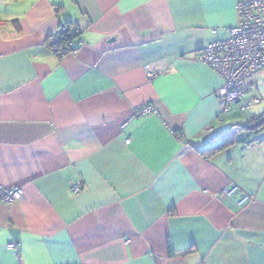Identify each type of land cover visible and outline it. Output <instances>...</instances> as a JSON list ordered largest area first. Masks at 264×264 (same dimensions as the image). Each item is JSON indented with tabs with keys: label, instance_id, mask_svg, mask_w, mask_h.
Instances as JSON below:
<instances>
[{
	"label": "crops",
	"instance_id": "1",
	"mask_svg": "<svg viewBox=\"0 0 264 264\" xmlns=\"http://www.w3.org/2000/svg\"><path fill=\"white\" fill-rule=\"evenodd\" d=\"M240 1L0 0V186L23 192L0 200V264H264V130L203 152L264 112V71L222 111L197 58Z\"/></svg>",
	"mask_w": 264,
	"mask_h": 264
},
{
	"label": "built area",
	"instance_id": "2",
	"mask_svg": "<svg viewBox=\"0 0 264 264\" xmlns=\"http://www.w3.org/2000/svg\"><path fill=\"white\" fill-rule=\"evenodd\" d=\"M236 9L238 21L236 25L228 29V37L207 44L197 53V58L211 66L222 78V84L216 90V99L222 111H226L231 105L237 103L248 90V80L258 71L264 70V0L240 1ZM64 28L63 24L57 34ZM73 48L72 41L64 46L66 52ZM143 70L147 78H151L163 72L165 67L146 63ZM259 101L260 99L254 98L255 103ZM153 110L150 104L141 105L134 108L133 116H142ZM128 141L129 139H126V143ZM80 189V182L71 185L73 192H78ZM236 190L237 186L232 184L223 187L221 193L226 197ZM22 197L21 188L7 189L0 186L1 201L11 203ZM251 198L244 195L237 204ZM8 247L13 248L14 243H8Z\"/></svg>",
	"mask_w": 264,
	"mask_h": 264
},
{
	"label": "trees",
	"instance_id": "3",
	"mask_svg": "<svg viewBox=\"0 0 264 264\" xmlns=\"http://www.w3.org/2000/svg\"><path fill=\"white\" fill-rule=\"evenodd\" d=\"M63 24L65 28L62 31H60L57 35H55L54 38L49 37L47 39V46L50 49L56 48L54 52L60 56L66 53V49L64 50V46L68 42L72 41L74 36L77 34V28L74 26L73 23H71V21H67ZM62 50L64 51L61 52ZM241 129H246V130L251 129L253 132L264 130V112L262 114L254 116L253 119L249 121V124L247 123L234 124L231 127H229L222 135L221 140L206 148L203 151L204 154L205 153L208 155L213 154L215 152L224 149L228 145L232 144L235 141L236 133Z\"/></svg>",
	"mask_w": 264,
	"mask_h": 264
},
{
	"label": "rangeland",
	"instance_id": "4",
	"mask_svg": "<svg viewBox=\"0 0 264 264\" xmlns=\"http://www.w3.org/2000/svg\"><path fill=\"white\" fill-rule=\"evenodd\" d=\"M260 71H264V70H260ZM257 84H258V89L255 88L256 93H257V97L259 99H261V102H259V104H261L264 107V73H259L257 75Z\"/></svg>",
	"mask_w": 264,
	"mask_h": 264
}]
</instances>
